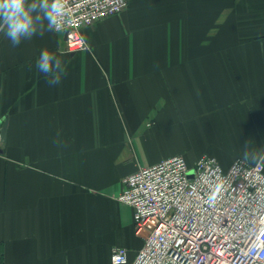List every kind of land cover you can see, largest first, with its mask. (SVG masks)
<instances>
[{
	"label": "crops",
	"instance_id": "obj_1",
	"mask_svg": "<svg viewBox=\"0 0 264 264\" xmlns=\"http://www.w3.org/2000/svg\"><path fill=\"white\" fill-rule=\"evenodd\" d=\"M82 34L89 49L66 52L59 32H0V264H112L114 247L130 263L124 177L264 151V0H128ZM45 49L59 85L35 67Z\"/></svg>",
	"mask_w": 264,
	"mask_h": 264
},
{
	"label": "built area",
	"instance_id": "obj_2",
	"mask_svg": "<svg viewBox=\"0 0 264 264\" xmlns=\"http://www.w3.org/2000/svg\"><path fill=\"white\" fill-rule=\"evenodd\" d=\"M58 31L66 52L89 49L82 31L124 11L128 0H64ZM234 160L224 169L203 155L140 166L122 180L117 200L133 211L141 246L132 262L114 247L112 264H264V167ZM214 196L215 200H209Z\"/></svg>",
	"mask_w": 264,
	"mask_h": 264
},
{
	"label": "clouds",
	"instance_id": "obj_3",
	"mask_svg": "<svg viewBox=\"0 0 264 264\" xmlns=\"http://www.w3.org/2000/svg\"><path fill=\"white\" fill-rule=\"evenodd\" d=\"M66 5L64 0H0V32L10 40L13 47L19 46L22 40L31 39L46 32H58L65 23ZM35 67L47 77L49 86L59 85L65 74L62 61L52 52L42 50L35 62ZM241 163L264 167V151L249 150L248 143L240 160ZM210 202L215 200L209 197Z\"/></svg>",
	"mask_w": 264,
	"mask_h": 264
},
{
	"label": "water",
	"instance_id": "obj_4",
	"mask_svg": "<svg viewBox=\"0 0 264 264\" xmlns=\"http://www.w3.org/2000/svg\"><path fill=\"white\" fill-rule=\"evenodd\" d=\"M65 39V38H64ZM6 121L0 120V141H4L6 137Z\"/></svg>",
	"mask_w": 264,
	"mask_h": 264
}]
</instances>
